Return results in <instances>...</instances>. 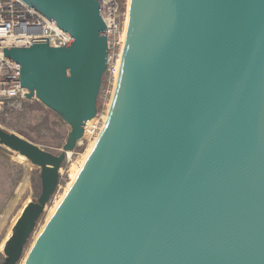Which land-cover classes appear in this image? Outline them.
Returning <instances> with one entry per match:
<instances>
[{
	"label": "water",
	"instance_id": "95a60500",
	"mask_svg": "<svg viewBox=\"0 0 264 264\" xmlns=\"http://www.w3.org/2000/svg\"><path fill=\"white\" fill-rule=\"evenodd\" d=\"M72 36L4 48L27 99L70 125L58 154L0 125L41 170L2 264H17L98 112L102 0H21ZM107 120L23 264H264V0H130Z\"/></svg>",
	"mask_w": 264,
	"mask_h": 264
},
{
	"label": "rangeland",
	"instance_id": "374dc122",
	"mask_svg": "<svg viewBox=\"0 0 264 264\" xmlns=\"http://www.w3.org/2000/svg\"><path fill=\"white\" fill-rule=\"evenodd\" d=\"M129 2V0H122ZM107 88L103 78L102 88L98 97V112L96 120L88 123L90 128L97 122L94 131L89 136L79 141L78 146L70 152L69 157L63 162L60 169L59 184L51 200L47 204L46 212L39 218L38 223L25 246L21 260L17 264H23L25 257L42 230L46 220L52 213L54 206L61 199L64 190L70 182V174L73 163L79 161L86 152L90 142L96 135L108 115L110 100L113 96H105L103 90ZM21 109H14L3 118L0 125L3 129L15 132L39 145L42 149L58 154L68 139L71 130L60 116L48 108L37 98L27 99ZM18 107V108H20ZM94 118V119H95ZM98 119V120H97ZM93 137V138H92ZM41 170L28 159L17 152L0 144V264L5 259L3 246L12 232V227L22 212L24 206L31 200H37L41 194Z\"/></svg>",
	"mask_w": 264,
	"mask_h": 264
},
{
	"label": "built area",
	"instance_id": "2783aa9c",
	"mask_svg": "<svg viewBox=\"0 0 264 264\" xmlns=\"http://www.w3.org/2000/svg\"><path fill=\"white\" fill-rule=\"evenodd\" d=\"M102 5L109 57L104 75L107 88L103 92L105 96H113L122 61L128 3L102 0ZM43 38H48L50 46H65L72 36L21 0H0V118L14 109H21L28 92L21 86L20 65L4 55V48L31 47L33 40Z\"/></svg>",
	"mask_w": 264,
	"mask_h": 264
},
{
	"label": "bare ground",
	"instance_id": "6f19581e",
	"mask_svg": "<svg viewBox=\"0 0 264 264\" xmlns=\"http://www.w3.org/2000/svg\"><path fill=\"white\" fill-rule=\"evenodd\" d=\"M129 5H130V0H129V2H128V13H129ZM129 19H128V17H127V20H126V25H125V31H124V39H125V34H126V28H127V21H128ZM116 82H117V78H116ZM116 82L114 83L115 85H116ZM115 85H114V87H115ZM112 99V98H111ZM92 121H95L96 120V118L94 119H91ZM98 120V119H97ZM106 120H107V116L105 117V120H104V122H103V124H102V127H101V129H100V131L96 134V135H94L93 137H95V136H97L98 135V137H95V138H93L92 139V141L90 142V144H89V146H88V148H87V150H86V152L83 154V156H82V158L79 160V161H77V162H75V163H73V165H72V168H71V174H70V182H68L69 184H67V186H66V188H65V190H64V194L62 195V197H61V199L56 203V205L54 206V209H53V211H52V213L50 214V216L48 217V219L46 220V222L49 220V218L52 216V214L55 212V210H56V208L58 207V205L60 204V202L62 201V199L64 198V196L66 195V193L68 192V190L71 188V186H72V184H73V182L75 181V179L77 178V176H78V174H79V172L82 170V167H83V165H84V163H85V161L87 160V158H88V155L91 153V151H92V149L94 148V146H95V144H96V142H97V140H98V138H99V135L101 134V131L103 130V128H104V125H105V123H106ZM90 122V120L86 123V126H85V128L84 129H86V133H85V135L84 136H89L90 135V133H92L93 131H94V127L96 126V124H97V122L96 123H94L90 128L88 127V123ZM71 152V151H70ZM70 152H68V155H70ZM17 154H19V153H17ZM20 156H22V157H24V158H26L25 156H23V155H21V154H19ZM46 224V223H45ZM44 224V225H45ZM44 227V226H43Z\"/></svg>",
	"mask_w": 264,
	"mask_h": 264
}]
</instances>
